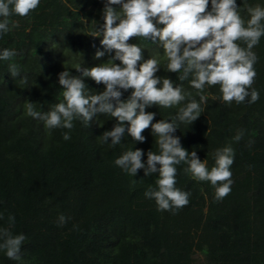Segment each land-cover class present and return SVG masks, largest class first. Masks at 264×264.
Returning <instances> with one entry per match:
<instances>
[{"label": "trees", "instance_id": "16d2710c", "mask_svg": "<svg viewBox=\"0 0 264 264\" xmlns=\"http://www.w3.org/2000/svg\"><path fill=\"white\" fill-rule=\"evenodd\" d=\"M236 3L245 22L249 7L264 8V0ZM104 4L105 0H40L28 16H10L11 30L0 34V53L16 52L10 61L0 60V228H9L12 216L10 231L26 237L21 259L10 260L0 251V264H264V36L252 49L258 58L252 85L259 92L258 101L226 103L219 85L206 86L199 119L191 125L176 121L173 135L189 153L196 151L209 170L215 166L217 149L233 148L231 192L219 200L211 182L194 179L183 162L176 166L175 179L178 189L191 194L187 206L158 210L155 200L145 197L149 187L158 190V172L145 177L141 169L133 177L115 160L141 149L147 165L150 150L160 154L151 128L142 133L146 142L139 143L132 140L125 122L121 143L110 147V139H99L117 124L108 114H98L90 126L74 120L69 140L63 138L68 129H49L26 114V101L42 113L63 102L61 72L80 76L76 66L90 69L115 55L101 46L102 36H91L93 21L97 27L103 25ZM128 43L142 48L139 63L158 59L156 75L174 86L182 84L192 93L189 99L199 101L189 81L178 79L181 73L167 71L158 42L138 37ZM241 46L246 47L242 42ZM98 50L105 52L100 59L95 56ZM10 63L19 66L20 77L10 75ZM24 76L27 84L20 82ZM84 83L88 95L105 88L90 78ZM131 92H123L122 100ZM187 102L173 108L154 105L146 111L156 114L152 123L171 122ZM240 131L243 137L236 142L233 138ZM61 215L67 218L63 225Z\"/></svg>", "mask_w": 264, "mask_h": 264}, {"label": "clouds", "instance_id": "9594fccd", "mask_svg": "<svg viewBox=\"0 0 264 264\" xmlns=\"http://www.w3.org/2000/svg\"><path fill=\"white\" fill-rule=\"evenodd\" d=\"M39 4L40 0H0V18H3L0 34L11 30L10 16H28ZM114 5H119V10ZM208 7L209 0H105L103 25L97 27L93 21L91 36H102L101 46L109 53L114 51L115 55L107 63L90 69L76 66L80 76H71L67 70L61 72L58 80L63 89V102L42 113L35 110L34 103L26 101V114L44 121L49 129H68L64 140L70 139L74 120L81 119L85 126H90L98 114H108L117 124L99 139L102 143H108L110 139V147L121 143L125 122L129 125L128 134L139 143L146 142L142 133L151 128L160 154L150 150L145 165L141 149L129 150L115 160V165L133 177L141 169L145 177L158 172V190L149 187L144 193L146 198L155 200L158 210H179L188 205L191 194L176 187V166L182 162L188 165L184 171L194 179L211 182L218 200L225 198L233 183L230 167L235 153L231 145L216 150L215 166L209 170L207 162H201L196 151L189 153L184 149L180 138L173 134L178 129L176 121L191 125L199 119L204 111L201 105L206 103V97L202 95L206 86L219 85L226 103L258 101L259 92L252 87L257 76L254 66L258 58L252 49L264 36V8L259 5L249 7L250 19L245 22L236 0H211L210 11ZM17 26L12 24V27ZM138 37L158 42L167 59V71L181 73L178 79L189 81L190 87L197 90L199 101L189 99L192 93L186 92L182 84L174 86L170 79L156 75L160 70L158 59L139 63L143 59L142 48L128 43L131 38ZM241 42L246 47H242ZM15 55L14 50L4 49L0 60L10 61ZM104 55L105 52L99 50L95 54L96 59ZM114 61H120V64ZM8 68L13 78L20 77L17 64L10 63ZM85 78L103 84L104 91L86 94ZM20 82L27 84V76ZM129 89L131 95L122 100L123 92ZM186 100L188 102L179 108L177 117L171 122L161 119L152 123L156 114L146 111L154 105L173 108ZM242 137L243 131H240L233 139L239 142ZM58 219L61 225L67 221L63 215ZM14 222L15 218L10 216L9 228H0V251H4L8 259L19 261L26 237L12 234L10 228Z\"/></svg>", "mask_w": 264, "mask_h": 264}]
</instances>
